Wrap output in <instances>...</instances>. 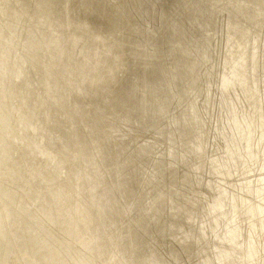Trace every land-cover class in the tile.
I'll use <instances>...</instances> for the list:
<instances>
[{
    "label": "bare ground",
    "instance_id": "1",
    "mask_svg": "<svg viewBox=\"0 0 264 264\" xmlns=\"http://www.w3.org/2000/svg\"><path fill=\"white\" fill-rule=\"evenodd\" d=\"M141 2L140 0L138 1L140 5ZM200 2L206 3V6L209 5L208 10L214 6V22H216L219 26L216 24L217 29L214 30L213 33H215V36L212 38L214 42L210 43L211 46L214 47V50H222L219 62L223 65V71L221 72V75H219L221 77V88L228 95H232L233 93L235 98L240 101L242 106V115L240 114V106L237 108L234 103L235 100H231L235 113V119L230 121L233 129L230 132L226 125H230V122L221 119L223 131L221 128H218L217 130L215 129L217 119H214L213 121L210 120V112L206 116L203 112L200 113L201 111H199L196 105V101L199 103L198 97L200 93H198V91H191L192 94L197 95L195 100L190 101V109L193 112V116L190 119V113L187 107L186 110H188V115L185 114V112L183 113L184 123L181 124V122L178 121L176 115H173L172 113L173 110L172 105L170 107V100L167 102L165 100L167 97L162 96L163 91L166 92V85L169 90L179 87V85H177L179 80L177 77L178 73L174 68L170 67V61L176 56H181L179 63L181 67H184V69L179 72L180 78H182L181 80L184 83L194 80V83L196 84V80L201 73L199 64L202 61L200 60L203 59L205 63H208L207 61H213V58L211 59L210 57L212 56H208L209 51L207 49H205L206 52L200 53L201 48H198L196 44H193V39H187L188 37L180 38L178 27L172 25L169 32L176 38H169L167 44L168 47L165 49L167 55L164 58V62L167 65V69L165 71L164 68H161L160 73L162 76H159L162 79L159 78L154 82L150 80L148 76L153 74V72L157 69V65L158 67H161L163 63V60L160 61L159 59L154 58L156 49L162 48V46L157 42V38H163V36L159 34L157 24H155L156 26L150 24L154 18L151 20L145 9L140 12L141 10L139 9L144 5L142 2L143 5H138L140 8H138L139 11L137 10L140 13L135 14L133 18L135 19L137 17L136 19L138 20L140 29H138L137 26L135 27L137 24L131 25V28L136 30L133 37H136L131 40L130 37L123 38L122 36L121 38L119 35H116V38H114L115 40H113L117 43V52L113 51L109 55V58L112 56V60H110L115 63L116 57H121V61L125 59L130 60L134 68L140 69L135 71L133 83L135 92L138 91L141 97L140 102L142 104L141 106L144 114L142 118L145 122L150 121L149 123L153 128L155 122L157 124L156 134L153 132L154 135L152 134V137L150 138L149 136H146L148 138L145 137V139L142 140L144 143L140 142V148L141 150L143 149L149 151L155 149L156 153L155 156H153L152 153L149 154V156H151L149 161H152V163L149 164L151 167L150 170L148 166H144L141 154L139 155L140 159L136 158V150L134 151L133 147L130 146L126 148L124 146L122 148L119 143H121V141L124 142V140L128 138V134L135 132L136 126L135 123H131L130 120L121 119L122 121L128 122L129 126L127 127L124 122V125L119 126L118 129L113 127L108 134V141L110 142V140L114 139L116 145H118V153L116 154V157H120L123 163H120L119 161L115 162L110 174L116 173L119 177H121V170L124 166L127 167L134 165L137 170L143 168L145 172L150 173L149 178L151 180L149 182V187L140 188V190L143 191L145 195L151 196L152 189H155V186L152 184L157 183V181L159 182L160 180L156 175V172L158 173L157 169H163V167H165L164 163L169 165L168 171L170 176L177 179L178 169L175 168L177 167L176 163H178L181 158L184 159L188 157V154L184 153V150L178 149V142L187 145L190 148V152L195 153L198 148V151L195 153L196 157H202L199 152H203V149L199 146L197 140L200 130L194 125L201 118L204 126H208L204 135L209 137V140L212 141L214 145L217 144V135L220 137H227V134L223 132H229L230 137H235L238 133L243 139L242 144H244V146L241 148L242 144L238 143L235 145L228 139V142H231L235 149L241 153L239 156L235 157L228 152L227 158L225 159L227 161V165H229V169L226 173L220 175L222 178L217 176V178L212 179L210 175L211 178L208 180L209 187L207 188L200 183L203 178L201 174L202 168L194 166L196 175L191 178H200V182L196 187L189 191V195L182 190L181 186L179 187V184L171 185L170 190L172 195L170 197L169 207L173 216L171 214H167V216L169 218L186 217L188 222L197 224L200 222L199 229L204 233L203 238L195 236L193 232H190L188 235V237L192 240L195 238V242H202V239L207 242L210 238L209 233L207 232L212 233L213 231L217 237L220 234L223 237V240L231 246L242 248L244 253L238 257V260L240 261L239 263H235V261L229 258V261H224V264H264V109L259 107L258 110L256 107V111L253 112L252 115L248 114L246 112L247 105L242 98V94L244 96H247V94L253 96L254 93H258L259 95L261 94L262 97L264 91V81L263 86L260 87L258 84L259 81H257V83L255 82V89V87L252 86L250 76L253 72L260 71L261 66L264 72V41L262 45V39H260L264 38V32H262V30L260 31V29L254 31L248 25L243 24L240 21L239 16V14H244L243 9L231 4V0H200ZM182 6L184 7L186 13L189 14L192 10V0H184ZM233 11L237 12L234 16L236 24L232 23L230 18ZM149 26H151V32L148 31ZM262 29L264 30L263 27ZM130 34L132 33L130 32ZM206 34H208V31ZM251 39L255 42V47H251ZM59 40H61V38ZM52 50L58 53L62 52L56 46L52 47ZM133 51L139 59L132 60L129 58L128 53ZM251 57H253L255 64L253 63V67L250 70L249 60ZM187 58L189 59L187 60ZM142 64H151L152 68L148 72H144L141 67ZM187 65L189 68L188 70ZM213 65L215 64L211 63L209 66ZM131 67L126 68L122 64L118 73H115L114 70H112L111 78L108 76V79L112 81L114 78L118 81V78L124 73V71L126 70V72H128ZM91 69H93V66ZM81 70L83 69L81 68ZM208 72L209 71L206 73ZM139 74L144 76H138ZM164 79L167 83H165ZM148 81H152L153 83ZM13 84L14 80L11 79V77L8 76V73H6V70L0 66V112H2L6 105L10 120V138L7 142H5L3 138V125L0 123V264H24L21 260V255L30 253L26 244H28L31 240H34L36 252L39 254L38 258L36 257L38 263L35 262V264H101V254L99 253V249L102 247L101 244L105 243V238L100 237L99 234H92L91 225L87 222L89 213L88 211L85 213L86 205L80 200L83 197L77 193V190L71 184H64L61 172H58L56 166L54 165V160L46 158L41 146L37 144L30 151V155H32V160L40 159L46 162V173L44 175H40L41 177H32L31 173L26 172L24 167L21 166L22 163L20 162V154L26 150L25 137L26 135H31L33 132L27 126L31 119L28 120L27 115L23 114L24 105L17 100V94L15 96L11 93V91H9L11 90L10 86ZM104 85L106 86V84ZM105 86L101 88L103 90L101 91L104 93L106 103H112L111 105L116 107L113 105L110 97L105 96L108 88L104 89ZM163 95L165 96L166 94ZM209 96H211V91H208V97ZM254 97L256 98V95H254ZM171 99L173 104L175 96ZM184 100L185 98L180 95L176 101L182 104ZM241 100H243V102ZM259 102L262 104L261 99ZM75 108L77 109V107ZM51 111H53V109ZM212 113L214 114L215 112ZM111 115L114 114L112 113ZM255 119H257V122L252 123L251 120ZM164 122H167L168 124H164ZM139 125L143 127V124L139 123ZM158 125L161 126L158 128ZM173 125L175 127H173ZM168 126L170 128H168ZM245 126H247L248 133H245ZM124 127H127V130H125ZM137 131L140 130L137 129ZM147 134L148 133L145 132V135ZM244 134L247 135V138ZM130 139L131 138L128 140ZM130 142H132V139ZM166 142L171 144L168 157L167 148L165 146ZM60 149L63 148H59V150ZM139 160L140 162H138ZM67 162L70 165L74 164L73 160ZM138 163L139 166H137ZM120 164L122 165L121 167ZM233 165L236 166V171L233 170ZM130 170H132L131 167ZM132 172L134 171H131V173ZM197 172L201 175L197 174ZM240 172L244 178L236 177V174L239 175ZM256 173L259 175L257 176ZM124 176L125 175L123 174L122 179L125 178ZM186 178H188V176L183 177V179ZM36 183L38 187L36 186ZM172 191L174 192L172 193ZM177 193L184 195L185 201H182V196L177 195ZM174 195L177 197H174ZM74 196L76 202L78 203L76 207L72 202L74 200ZM143 196L141 193L139 197L134 198L137 200L141 197L142 200ZM162 196L164 195L160 191V196L158 197L162 198ZM20 199H29L31 203L25 204L20 201ZM68 201L70 204H68ZM85 201L86 200L84 199V202ZM204 201L208 203V218L204 216V219H207V222H204L203 219L200 221L198 217H196L195 212L196 209H199L202 206ZM5 213H7L6 216ZM208 223L211 225L209 226ZM95 227L97 228V226ZM192 227L193 226L191 225L190 228ZM84 228L87 229L86 231L89 232L90 236H86L88 233L84 230ZM26 234L33 235L26 236ZM216 251L219 252L217 253L218 256H228L227 252L223 251L221 248L216 247ZM23 260L31 261V259L27 257H24Z\"/></svg>",
    "mask_w": 264,
    "mask_h": 264
},
{
    "label": "water",
    "instance_id": "2",
    "mask_svg": "<svg viewBox=\"0 0 264 264\" xmlns=\"http://www.w3.org/2000/svg\"><path fill=\"white\" fill-rule=\"evenodd\" d=\"M183 1L184 0L144 1L143 7L145 11L154 18L157 23L159 34L163 36V38H157V42L162 46V48L167 49L169 38H176L170 34L169 29L172 25L177 26L180 38L188 37L187 39H193V44H196L198 48H201L200 53L206 52L205 49H207L209 51V54H207L209 57L212 56L210 58H213V61L209 60L207 61L208 63H205L203 59L200 60L202 61L199 64L201 73L199 74L195 84L194 80L188 83H184L181 80L182 78H180L179 72L184 69V67H181L179 63L181 56L172 58L169 64L170 67L174 68L178 73L177 77L179 80L177 85H179V87L169 90L166 85V92L163 91V94L166 95L164 96L162 94V96L167 97L165 98L167 102L170 100V107L172 105L173 115H176L178 121L183 124V113L185 112V114L188 115V110H186L187 107L189 109L190 119L193 116V112L190 109V101L195 100L197 95L192 94L191 91H198V93H200L198 97L200 104L196 101V105L199 111H201L200 113L203 112V114L207 116L210 112V120L213 121L214 119H217L215 129L218 130V128H221L223 131L221 119L229 122L235 119V113L231 100H235L234 103L237 108L240 106L241 115L242 106L233 93L232 95H228L221 88V77L219 75H221V72L223 71V65L219 62L222 50H214V47H212L210 43L214 42L212 38H214L215 33L213 32L217 29V23L214 22V6L208 10L209 5L206 6V3L200 2V0H192V10L189 14H187L182 6ZM118 2L127 8L129 12L128 18H131L133 14V11L131 10H133L137 5V0H118ZM231 2V4L236 7L243 9L244 14H239L240 21L243 24L248 25L254 31L260 29V31L262 30V32H264L262 29V27L264 28V0H231ZM155 12L156 14H154ZM236 14L237 12L233 11L230 16L232 23L234 24H236L234 17ZM44 17H48L49 20L44 19ZM79 21V0H0V26L7 29H5L8 32L7 36L13 38L14 42H16V39L19 40V42H22V45H24L26 42L29 44L36 39L43 38L41 37V34H43L46 39H48L51 35L55 36V34H60L62 38L61 40L64 42L66 49L74 51L72 58L67 57V59H72V62L69 65L71 66L72 64L73 71L75 72L78 70L79 65L85 61L84 56L87 53L86 48H89V51L92 52L91 55L93 56V60H91V64H94L97 58H100L103 61L105 60V56L102 55V53H104L102 49L100 53L96 52L99 47L102 48V45H100L97 41L85 44L80 39L74 47L75 49H73L70 37L72 34H76V36L77 34L78 36H81V34L76 31L75 27L69 26V24L74 25ZM34 23L39 28L38 30H35V25H33ZM6 24L10 27H6ZM207 31L208 34H206ZM260 39H262L263 45L264 38ZM254 43L255 42L251 39V47H255ZM13 47L18 50L21 56H23L27 61V68L29 69L28 73L32 78V82L30 83L35 85V91L41 90L43 96L45 89L39 81V76L44 74L39 72L38 64L53 65V61L44 62V59L40 58V55L46 57V53H36L34 55L38 58V60L33 62L27 56V45H24L22 48L16 42ZM96 55L99 56L96 57ZM188 59L189 58H187V60ZM164 61L165 60L163 59V67H158L157 65V69L153 72V74L148 76V78L153 82L161 78L159 76H162L160 73L161 68H164L166 71L167 65ZM121 63L126 68H130L132 66V62L130 60L125 59L121 61ZM211 63L215 65L209 66ZM253 63V57H251L249 60L250 70L253 67ZM115 65L116 63L113 62L104 65L105 69L99 67L100 74L107 76L112 70H114L115 73H118ZM133 68L134 67L132 66L128 72L125 70L118 78V82L120 84L118 89L115 88V85H113L110 80L104 88L106 89L108 87L107 94H105V96L110 97L113 105L116 107H113L111 105L112 103H106V98L104 97V93L102 91L97 92L94 90L95 93L93 91V96L89 98V100L87 98L84 99L79 95L77 98L79 108L77 113H75L77 128L84 142L85 135H87V133L89 134L87 136L96 142L94 147L95 153L92 154V158L94 160L97 159L100 164V166L97 165L98 169L100 167L99 170L102 172L99 182H97V176H95V178L89 177V181H92V188H88L84 192L81 190L80 192V195L83 196L80 200L86 205L85 213L87 211L89 213L87 222L91 225L92 234H99L100 237L105 238V243H102V247L99 249V253L101 254L100 263L126 264L130 257L133 259V264H224V261H229V258L235 261V263H239L240 261L238 260V257L244 253L242 248L231 246L223 240V237L220 234L217 237L213 231L212 233L207 232L210 236L207 242H205L204 239H202V242H195V238L192 236L194 238V240H192L188 237V235L190 232H193L195 236L203 238L204 233L199 229L200 222L197 224L188 222L186 217L169 218L167 216V214L172 215L169 207L170 197L172 195L170 190L171 185L179 184V187L181 186L182 190L189 195V191L196 187L200 182V178H191L196 175L194 166L202 168L201 174L203 178L200 183L207 188L209 187L208 180L211 177L212 179L217 178V176L222 178L220 175L226 173L229 169V165H227V161L225 159L227 158L228 152L235 157L239 156L241 153L235 149L231 142H228L229 139L235 145L238 143L242 144L243 139L238 133L235 137H230L229 132H223L227 134V137L215 135L217 138V144L214 145L213 142L209 140V137L204 135L208 126H204L201 118L194 125L200 130L197 140L199 146L203 149V152H199L202 157H196L195 153L198 151V148L196 151L194 150L195 153L190 152V148L187 145L178 142V149L184 150V153L188 154V157L184 159L181 158L180 161L176 163L177 167L175 168L178 169L177 179L170 176L168 171L169 165L166 163H164L165 167H163V169H157L158 173L156 172V175L160 180L159 182L157 181V183L152 184L155 186V189H152L151 196L145 195L143 191L140 190V188L149 187V182L151 180L149 178L150 173L145 172L143 168L137 170L134 165L127 167L124 166L121 170V177H119L116 173L110 174L115 162L119 161L120 163H123V161H121L120 157H116V154L118 153V145H116L114 139L109 142L106 138H104L105 134H102V132L103 130L109 128L113 129V127L118 129L119 126L124 125V122L128 127L129 123L122 121L121 119L130 120L131 123H135V126L138 127H135V132L128 134V138L124 140V142L121 141V143H119L122 148L124 146L126 148L130 146L133 147V150H136V158L140 159L139 155L141 154L144 166H148L150 170L151 167L149 164H151L152 161H149L151 158L149 154L152 153L153 156H155L156 153L155 149L149 151L143 149L141 150L140 148V142L144 143L142 140L145 139L146 136H149L150 138L152 137L153 132L156 134L157 124L155 122L153 128L149 123L150 121L145 122L142 118L144 114L141 106L142 104L140 102L141 97L138 91L135 92L133 83L135 71L140 69ZM188 69L187 65V70ZM260 69V71H255L250 76L252 86L255 87V89V82L257 83V81H259V87L263 86L264 72L262 70V66ZM67 70L70 71L69 66L67 67ZM207 71L209 72L206 73ZM138 76L144 75L139 74ZM109 77L111 78L110 75ZM67 78L71 81L70 74H68ZM152 81L148 82L153 83ZM164 81L167 83L165 79ZM24 88L29 89V91L31 90L27 87V85H25ZM208 91H211V96L209 97ZM179 93L185 98L182 104L176 101L178 96H180ZM254 95H256V98ZM254 95L252 96L247 94V96H244L242 94V98L247 105L246 112L251 115L256 111V107L258 110L259 107L264 109V91L262 97L261 94L259 95L258 93H254ZM173 96H175L176 100L174 99L172 104L171 98ZM44 97L47 96L45 95ZM260 99L262 100V104L259 102ZM243 100L241 101L243 102ZM212 112L215 113L213 114ZM112 113L114 115H109ZM55 117H57V115H55ZM146 118L149 119L148 117ZM136 122L143 124V127ZM251 122L256 123L257 119L251 120ZM164 124L168 123L164 122ZM226 125L231 132L233 129L231 122L230 125ZM70 126L71 125H67L65 122L57 119L54 128L56 135L62 137L66 144H69L71 142V136L73 137ZM160 126L161 125H158V128ZM127 127H124V129L127 130ZM173 127L175 126L173 125ZM168 128L170 127L168 126ZM88 129L90 131H88ZM137 129L140 131H137ZM145 132L148 134L145 135ZM246 132L247 126H245V133ZM244 136L247 138V135L244 134ZM129 138L132 139L133 143L130 142L131 139L128 140ZM60 140L61 139H57L55 141L57 143H62ZM67 140H69V143ZM170 145V143H165L167 148V157L169 156L168 153ZM242 146H244V144L241 145V148H243ZM138 162H140V160ZM121 166L122 165L120 164V167ZM137 166H139V163ZM130 167L132 170H130ZM233 170L236 171V166L234 165ZM131 171L134 172L131 173ZM123 174L125 175L124 179H122ZM197 174L201 175L199 172H197ZM256 175L258 176L259 174L256 173ZM184 176H188V178L183 179ZM236 177L244 178L241 172L239 175L236 174ZM160 191L164 195L162 198L158 197L160 196ZM173 192L174 191H172V193ZM141 193L142 196L144 195L143 199L141 200L140 197L136 200L134 197H139ZM177 195L182 196L181 200L185 201L184 195L180 193H177ZM174 197L177 196L174 195ZM84 199L86 200L85 202ZM72 202L75 207L78 205L75 200V196ZM68 204H70L69 201ZM80 207L82 208L81 205ZM125 209L129 210L126 212ZM195 212L196 217H198L200 221L203 219L205 222L207 219H204V216L208 218V203L204 201L202 206L199 209H196ZM6 215L7 213H5V216ZM191 225L193 226V230L190 228ZM208 225L210 226L211 224L208 223ZM95 226H97V228ZM84 230L86 231L87 229L84 228ZM86 232L89 233L88 231ZM29 235L33 234H26V236ZM26 247L29 249L30 253L21 255L22 262H24V264L38 263L36 259L39 254L36 252L34 240L29 241L28 244H26ZM216 247L227 252L228 256H218L217 253L219 252L216 251ZM24 257L30 258L31 261L23 260Z\"/></svg>",
    "mask_w": 264,
    "mask_h": 264
},
{
    "label": "rangeland",
    "instance_id": "3",
    "mask_svg": "<svg viewBox=\"0 0 264 264\" xmlns=\"http://www.w3.org/2000/svg\"><path fill=\"white\" fill-rule=\"evenodd\" d=\"M138 1L139 0H137V5L135 7V10L134 9L131 10V11H134L133 12L134 14H132L131 19L129 18L128 21H129L130 25L137 24V25H135V27L137 26L138 29H140L138 20L136 19L137 15L135 16L136 17L135 19H133V18H134L135 14H138V13L143 11L144 8L141 5H143L142 2L144 3L145 0L144 1L140 0V2L142 1L141 5H140V3H138ZM138 5L141 6V8ZM138 8H140L139 9V10H141L140 12H138L139 11ZM154 14H156V12ZM151 17L152 16H150V19L152 20L153 17L152 18ZM46 18L48 19V17H44V19H46ZM133 22H136V23H133ZM150 24H153V26H156L155 24H157V23L153 19ZM33 25H35V30L39 29V28H37L35 23ZM69 26H70V24H69ZM6 27H10V26L7 25ZM5 29L6 28H3L2 26H0V30H1L0 31V66L3 67V69L6 70V73H8V76H10L11 79L14 80V84L12 86H10L11 90H9V91H11V93H13L15 96L17 94V100L21 104L24 105L23 106V114L27 115L28 120L31 119L29 124L27 121L26 122L28 124L27 126L29 127V129L32 130V132H33L31 135H26V137H25V145H26L25 149L26 150H24V152H22L20 154V162L22 163L21 166L24 167L26 172L31 173L32 177L44 175L46 173L45 172L47 170L46 162L42 161L40 159L32 160V158H31L32 155H30V153H31L30 151L37 144H39L42 148V151L45 153V157L48 159L54 160V165L56 166V169L58 170V172L59 171L61 172V176L63 177L64 184H71L77 190V193H79V195H80L81 190H82V192H84L88 188H92V181H89L88 178L89 177L95 178V176H97L98 177L97 182H99V179L101 178L102 172H100V170H99L100 167L98 169V166H100V164L97 161V159L94 160L92 158V154L95 153L94 147H95L96 142L86 135H85V142H83L82 137L80 136L81 134H79L80 132L77 128V123H76V120L74 118L75 112L77 113V110L79 109L78 104H77V102H78L77 98L79 95L80 97H83L84 99L87 98L89 100V98H91L93 96L94 90L99 92L102 90L101 88H103L105 86L104 84L108 83V81H109L108 76L109 75L103 76L102 74H100L99 69L100 68L105 69L104 65H106L107 63L113 62V61H111L112 56H110V58H109V55L113 51L117 52V47H116L117 43L114 41L115 40L114 38H116V36H114L113 41H110L107 44L103 43L101 41H97L100 43V45H102V48L99 47L98 51H96V52L100 53L101 49L103 50L104 53H102V55L104 54L103 56H105V58H106L104 61L100 58H97L96 61L94 62V64L93 63L91 64V60H93V56L89 55V53L91 54L92 52L89 51V48L88 49L86 48V51L88 54L87 53L85 54V56H84L85 61L79 65V68L76 72L73 71V66L69 65L72 62L71 58L74 54V51L71 49L67 50L66 46H63L65 44L62 40H59L61 38L60 34H55V36L51 35L48 37V39L44 38L45 36L43 34H41V37H43V38L36 39V40L30 42L29 44H27V42H26L24 45L28 46L26 52L28 54L27 55L28 58L31 61L35 62V59L38 60V58L34 55L36 53H46V57H44L43 55H40V58H43L44 62L54 61L53 65H41V64L37 63L39 65V67H38L39 72L44 74V76L43 75L39 76V81L41 82L42 86L45 89V93L42 96L41 90H38L36 92L35 91L36 90L35 85H32V83L29 84L30 81L32 82V78L29 76V73H28V71H29V69L27 68L28 63L24 59V57L21 56V54L18 52V50H16L13 47L16 44V42L22 48L24 47V45H22V42H19V40H17V39L15 40L16 42H14L13 38L7 36L8 32L6 31L7 29L6 30ZM135 32L136 31L131 32L132 34L129 33V34L123 36V38H129L130 37L131 40H133V38L136 37V36L133 37L134 36L133 34H135ZM130 35H132V36H130ZM80 37L81 36H78V35L76 36V34H72L70 41H71V44L73 46V49H75L74 47L80 41L79 40ZM119 37L122 38V36H119ZM112 44L113 45L115 44V46H112ZM54 46H56L62 52L58 53V52L53 51L52 47H54ZM109 49H110V51H109ZM65 54H66V57H65ZM98 56L99 55H96V57H98ZM67 57H71V58L67 59ZM60 60H61V62H60ZM97 63H99V64H97ZM68 66H69L70 71L67 70ZM92 66H93V69H91ZM81 68L83 70H81ZM26 71H27V73H26ZM94 71H96V72H94ZM44 72L45 73L49 72V73L45 74ZM89 73L92 75H90ZM111 73H112V71H111ZM64 74H65V76H64ZM68 74L71 75L70 77H71L72 81H69V79L67 78ZM87 76H88V78H87ZM25 85H27V87L30 88L31 91H29V89H25L24 88ZM95 91H94V93H95ZM57 92L59 93V95ZM44 95H46L47 97H44ZM74 99H76V100H74ZM48 103H50V104H48ZM72 103H73V105H72ZM31 104H32V106H31ZM74 105H76V106H74ZM75 107H77V109ZM52 109H53V111H51ZM73 109H75V110H73ZM38 112H39V115H38ZM55 115H57V117H55ZM109 115H111V114H109ZM57 119L59 121L63 120V122H66L67 125H72V127L70 126L71 133H73V137L71 136V139H70L71 144L69 143V140H67V142L69 144H66L65 141H63L62 137L56 135L54 128H55ZM86 127H89V126H86ZM74 131H75V133H74ZM88 131H90V130L88 129ZM110 131H111V129L109 128V129L103 130V132H102V134H105V135L107 134L106 135L107 137L104 135V138H106L107 140H108V134ZM54 134H55V136H54ZM75 135H76V137H75ZM87 135H89V134L87 133ZM57 139H61L60 141L62 143H60V142L57 143L55 141ZM73 143H74V145H73ZM84 143H85V146H84ZM57 146H59V147H57ZM59 148H63V149L59 150ZM82 148H84V149H82ZM88 149H89V151H88ZM66 150H67V152H66ZM97 150L99 151L98 147H97ZM63 151H65V152H63ZM84 154H85V156H84ZM70 160H73V162H74L73 165L68 164L67 161H70ZM89 170H90V172H89ZM36 186H37V183H36ZM81 197H83V196H81ZM20 201H22L25 204L31 203V201L29 199H25V200L20 199ZM88 235L90 236L89 233L86 234V236H88ZM77 245H79V244H77Z\"/></svg>",
    "mask_w": 264,
    "mask_h": 264
},
{
    "label": "clouds",
    "instance_id": "4",
    "mask_svg": "<svg viewBox=\"0 0 264 264\" xmlns=\"http://www.w3.org/2000/svg\"><path fill=\"white\" fill-rule=\"evenodd\" d=\"M79 15L80 21L73 26L76 31L81 34V41L85 44L93 41H101L109 43L113 41L114 36H125L130 32L136 31L131 28L128 22L129 12L127 8L118 2V0H79ZM152 31L151 26L148 29ZM115 46V45H113ZM110 51V49H109ZM167 53L164 48H157L156 59L163 60ZM128 56L132 60L139 59L136 53L129 52ZM116 70L119 71L122 67L121 57H116ZM144 72H148L151 64H142ZM111 76V73H109ZM112 84L115 88H119L120 84L116 79H112ZM0 123H2V132L5 142L10 138V120L7 106L0 112ZM129 209H125L127 212ZM126 264H133V259L130 257Z\"/></svg>",
    "mask_w": 264,
    "mask_h": 264
}]
</instances>
